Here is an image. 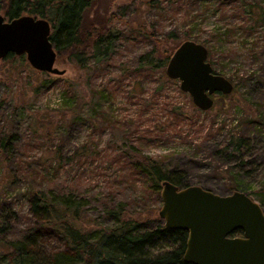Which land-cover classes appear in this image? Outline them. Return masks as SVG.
Segmentation results:
<instances>
[{
	"label": "rangeland",
	"instance_id": "rangeland-1",
	"mask_svg": "<svg viewBox=\"0 0 264 264\" xmlns=\"http://www.w3.org/2000/svg\"><path fill=\"white\" fill-rule=\"evenodd\" d=\"M96 1L90 14L95 21L97 16L107 20L126 38L132 37L134 28L138 39L143 34L137 30L145 24L155 36L138 44L123 41L119 53L97 70L94 59L82 70L68 55L57 56L55 66L64 72L60 75L38 71L29 62L0 60V139L12 134L17 139L7 146L13 154L0 151V201H8L19 215L10 233L18 235L34 223L26 195L32 187L31 171L57 177L55 182L58 177L73 182L80 178L78 191L90 201L84 208L86 218L96 223L106 222L105 207L98 199L113 191L128 203L129 214L156 224L162 203L144 191L143 178L131 169L125 152L130 144L142 154L166 156V163L179 171L184 183L219 195L240 191L262 206L264 0H183L175 16L169 9L178 0ZM167 32L173 36L165 40L161 34ZM188 38L207 48L213 70L233 84L229 94L214 95L207 110L197 108L177 80L158 81L160 70L150 80L130 76L139 67V56L155 40L162 42L161 52L172 53ZM118 81V90L104 101L101 91H112ZM67 89L77 90L79 111L61 107ZM166 103L188 114L177 127L164 126L174 122L161 108ZM149 134L152 140L142 139ZM58 149L67 164L59 172L58 154L44 159ZM41 182L40 176L35 185L43 187ZM47 243L65 248L56 235Z\"/></svg>",
	"mask_w": 264,
	"mask_h": 264
},
{
	"label": "trees",
	"instance_id": "trees-1",
	"mask_svg": "<svg viewBox=\"0 0 264 264\" xmlns=\"http://www.w3.org/2000/svg\"><path fill=\"white\" fill-rule=\"evenodd\" d=\"M181 1L183 0H178L176 6L171 4L169 12L172 16L181 10V5L178 3ZM97 3L96 0H0V11H3L7 19L24 14L48 19L53 28L51 40L58 58L68 55L82 70L88 69L89 60L94 59L97 70L99 65L103 68L115 54L119 53L123 41L124 43L135 41L134 43L138 44L139 40L147 41L148 38L155 36L146 31L145 24H141L137 30V33L143 34V38L138 39L134 28L131 31L132 37L126 38L123 32L108 26L107 20L97 16L99 21H95L90 14ZM97 24L101 27L98 28ZM169 33H163L161 36L166 40L169 36H173ZM186 40L189 38L182 42ZM161 43L160 40H155L152 47L139 56V67H135L130 76L150 80L154 71L160 70L158 81L166 84L174 80L167 77L165 66L181 43L172 53L166 50L161 52L158 47ZM17 56L10 53L4 60L11 63L28 62L25 55ZM120 83L118 81L112 91L102 90L101 98L104 101L109 100L110 95L118 90ZM65 94L61 102L63 110L68 112L78 110L77 90L71 92L67 89ZM161 108L170 113L174 120L171 122L172 125L169 122L164 123L166 127H177L178 122L188 116L182 107L170 103L162 105ZM129 128L132 130L134 127L131 124ZM141 137L143 140L153 138L150 134ZM14 140H17L14 134L1 137L2 154H13L7 146ZM130 147L125 151L126 158L131 169L143 178L144 191L148 192L149 196L161 201L163 181H168L179 188L190 186L183 182L182 175L178 174L176 168L166 163V156L153 157L139 152L137 145L130 144ZM50 152L52 153L44 159L47 161L53 153L58 154L60 164L57 172H59V168L67 164L64 165L62 162L64 158L59 149ZM28 175L32 187L28 189L26 195L34 223L22 229L20 234L13 235L10 233L12 224L19 215L12 210L8 201H0V264H191L184 259L187 231L167 228L160 219L156 220V224L151 225L147 222L149 220L132 216L127 211L128 203L119 200V196L116 198L113 191L98 199L105 207L103 214L106 222L100 224L93 220L94 223L86 218L84 208L90 201L78 191L80 178H75L76 181L73 182L74 179L62 180L58 177V182H55L57 177L48 178L49 174L43 175L38 171H31ZM40 176L42 177L40 186L43 187L35 185ZM263 204V207L260 206L264 211ZM234 234L241 235V231L237 230ZM55 235L63 242L65 246L63 250H59L53 244L48 245V238Z\"/></svg>",
	"mask_w": 264,
	"mask_h": 264
},
{
	"label": "water",
	"instance_id": "water-1",
	"mask_svg": "<svg viewBox=\"0 0 264 264\" xmlns=\"http://www.w3.org/2000/svg\"><path fill=\"white\" fill-rule=\"evenodd\" d=\"M237 1V0H215ZM46 18L24 14L7 19L0 13V60L10 53L25 55L38 71L63 74L56 66L57 51ZM165 73L201 110L213 95L229 94L233 84L216 73L208 50L193 40L182 42L170 56ZM158 215L165 227L187 231L185 261L191 264H264V211L243 192L219 195L200 186L179 188L161 183ZM240 229L242 236L231 234Z\"/></svg>",
	"mask_w": 264,
	"mask_h": 264
},
{
	"label": "flooded vegetation",
	"instance_id": "flooded-vegetation-1",
	"mask_svg": "<svg viewBox=\"0 0 264 264\" xmlns=\"http://www.w3.org/2000/svg\"><path fill=\"white\" fill-rule=\"evenodd\" d=\"M213 96H214V95H213ZM213 100H214V99H213ZM190 186H193V185H190ZM195 186H196V185H195ZM234 192H235V191H234ZM239 192H240V191H239ZM230 194H231V193H230ZM159 218H160V217H159ZM161 220H162V219H161ZM162 221H163V220H162ZM237 230L241 231L240 229H237ZM237 230H235V231H237ZM235 231H234V232H235ZM234 232L231 234L232 237L242 236V231H241V235H235Z\"/></svg>",
	"mask_w": 264,
	"mask_h": 264
}]
</instances>
